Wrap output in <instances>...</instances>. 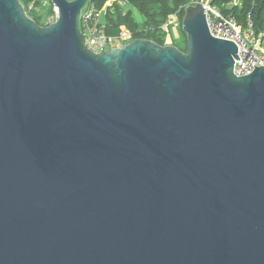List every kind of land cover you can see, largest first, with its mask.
I'll list each match as a JSON object with an SVG mask.
<instances>
[{"label":"water","instance_id":"1","mask_svg":"<svg viewBox=\"0 0 264 264\" xmlns=\"http://www.w3.org/2000/svg\"><path fill=\"white\" fill-rule=\"evenodd\" d=\"M88 0H0V264H264V67L204 0L186 52L84 44Z\"/></svg>","mask_w":264,"mask_h":264},{"label":"trees","instance_id":"2","mask_svg":"<svg viewBox=\"0 0 264 264\" xmlns=\"http://www.w3.org/2000/svg\"><path fill=\"white\" fill-rule=\"evenodd\" d=\"M20 1L25 7H28L31 3L35 5L34 9L28 12V15L37 24L42 27L50 25V19L55 16L51 0ZM109 1L111 0H89L91 4L100 10L104 9ZM123 1H126L140 14L142 21L137 22L133 17L132 10H124L119 4V0H116L105 13V26L108 35L116 36L124 27L133 33V40H148L160 46H167L169 40H171L172 46L177 47L182 52H186L187 35L182 29L183 18L186 9L190 6H195L199 0ZM209 3L223 16L235 18L243 28L248 27L247 22L248 18H250L256 34H264V0H210ZM173 16H176L180 22L177 36L174 33H170L173 28L169 23L170 18ZM170 36H172L171 39Z\"/></svg>","mask_w":264,"mask_h":264},{"label":"built area","instance_id":"3","mask_svg":"<svg viewBox=\"0 0 264 264\" xmlns=\"http://www.w3.org/2000/svg\"><path fill=\"white\" fill-rule=\"evenodd\" d=\"M124 4L128 3L125 1ZM34 7L33 3L25 7L27 14ZM203 8L211 34L216 38L233 41L238 47L240 59L235 61L234 66V73L237 77L249 74L254 69L253 65L264 67V34H256L250 18L247 22L248 27L243 28L235 18L223 16L210 3H203ZM54 12L55 16L50 19V25L57 20L55 8ZM104 14V9H97L88 0L80 16V29L84 44L88 50L96 54L102 53L103 50L122 48L125 44L134 41L133 33L126 28H122L116 36L108 35ZM176 19L178 18L173 16L170 22Z\"/></svg>","mask_w":264,"mask_h":264},{"label":"crops","instance_id":"4","mask_svg":"<svg viewBox=\"0 0 264 264\" xmlns=\"http://www.w3.org/2000/svg\"><path fill=\"white\" fill-rule=\"evenodd\" d=\"M205 1H206V2L208 1V2H209L210 0H205ZM113 2H116V0L109 1L108 3H106V6L104 7V12H105V13H106L107 9L113 5ZM119 4H120L121 7H122L124 10H126V11H128V10H132V12H133V17L135 18V20H136L137 22H141V21H142V18H141V16H140V14H139L136 10H134L129 4H127L126 6H124L125 4H124V1H123V0H119ZM105 21H106V19H105V14H104V23H105ZM122 28H124V27H122Z\"/></svg>","mask_w":264,"mask_h":264},{"label":"rangeland","instance_id":"5","mask_svg":"<svg viewBox=\"0 0 264 264\" xmlns=\"http://www.w3.org/2000/svg\"><path fill=\"white\" fill-rule=\"evenodd\" d=\"M111 1H113V0H111ZM169 24L173 28L172 30H170V33H174L175 36H177V33H178L179 29H180V22H179V20L178 19L171 20V22ZM171 38H172V36H170V39ZM171 44H172V41L169 40L168 45H171Z\"/></svg>","mask_w":264,"mask_h":264},{"label":"clouds","instance_id":"6","mask_svg":"<svg viewBox=\"0 0 264 264\" xmlns=\"http://www.w3.org/2000/svg\"><path fill=\"white\" fill-rule=\"evenodd\" d=\"M204 3H209V2H204Z\"/></svg>","mask_w":264,"mask_h":264}]
</instances>
